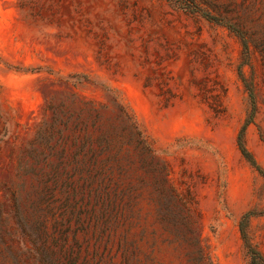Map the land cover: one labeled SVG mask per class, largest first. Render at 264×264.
Segmentation results:
<instances>
[{"label": "rangeland", "instance_id": "374dc122", "mask_svg": "<svg viewBox=\"0 0 264 264\" xmlns=\"http://www.w3.org/2000/svg\"><path fill=\"white\" fill-rule=\"evenodd\" d=\"M194 1L0 0V264H264V0Z\"/></svg>", "mask_w": 264, "mask_h": 264}, {"label": "trees", "instance_id": "16d2710c", "mask_svg": "<svg viewBox=\"0 0 264 264\" xmlns=\"http://www.w3.org/2000/svg\"><path fill=\"white\" fill-rule=\"evenodd\" d=\"M168 1H170L171 3H173L177 8H179V9H181V10H184V11H188V12H192V13H197V14H200L202 17H204L205 19H207V20H209V21H214V19L212 18V16H210V15H208V14H206V13H204L198 6H197V4L195 3V1L194 0H168ZM121 111H122V113H123V115L125 116V117H127V119H129V117L127 116V114H126V112H124L123 110H122V108H121ZM138 135H139V137H141L140 136V134L138 133ZM139 142L142 144H146V142H145V140L143 139V138H140L139 139ZM237 146H238V150H239V152H240V154L252 165V166H254L255 167V163H254V161L252 160V158H251V156H250V154L248 153V151L246 150V148L244 147V143H243V140H242V138L241 137H239V139H238V142H237ZM149 152H150V148L147 146V148H146ZM246 215L245 216H243V218H242V220H241V222L242 223H245V220H246ZM241 235H242V238H243V241H244V243H245V247L247 248V252L252 256V257H257L258 258V256H257V253L256 252H254L253 250H252V248L250 247V245H249V243H248V241H247V239H246V236H245V232H244V230H242L241 229ZM196 250H197V252H198V259L200 260V261H206V259H207V257L205 256V254H204V251H203V249H202V247L198 244L197 246H196ZM208 264H210V263H208Z\"/></svg>", "mask_w": 264, "mask_h": 264}]
</instances>
